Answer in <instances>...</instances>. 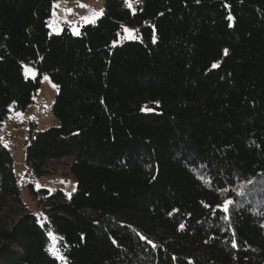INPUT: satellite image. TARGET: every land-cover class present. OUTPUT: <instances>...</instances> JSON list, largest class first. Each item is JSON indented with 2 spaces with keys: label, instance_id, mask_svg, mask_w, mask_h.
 I'll use <instances>...</instances> for the list:
<instances>
[{
  "label": "trees",
  "instance_id": "1",
  "mask_svg": "<svg viewBox=\"0 0 264 264\" xmlns=\"http://www.w3.org/2000/svg\"><path fill=\"white\" fill-rule=\"evenodd\" d=\"M55 1L0 0V264H65L54 243L67 264H264V0H105L58 34ZM43 74L59 125L29 122L26 161L71 158L76 190L29 184L40 223L1 129Z\"/></svg>",
  "mask_w": 264,
  "mask_h": 264
},
{
  "label": "rangeland",
  "instance_id": "2",
  "mask_svg": "<svg viewBox=\"0 0 264 264\" xmlns=\"http://www.w3.org/2000/svg\"><path fill=\"white\" fill-rule=\"evenodd\" d=\"M104 1L105 0L55 1L52 14L48 20L50 32L58 34L62 31L64 26H68L73 31L78 32L82 25L90 24V22L82 20V17L90 16V9H94L97 12L104 9ZM131 2L132 7L130 9L135 11L137 9L138 0H131ZM55 5H59V7H55ZM81 5H86L87 7H81ZM65 9H71L72 11L67 12ZM98 18H96L95 21ZM125 29L132 28L127 26L124 27L125 33L122 39L132 40L133 38H128L129 33H127ZM134 34L136 38H139L136 30ZM27 69H31L32 71H27ZM23 71L26 77L34 78L38 75L37 68L31 63H24ZM57 91V85L52 81L50 76L48 74H43L41 86L35 94L33 102L24 110H12L5 125L1 129V141L3 145L9 149L13 157L14 174L19 184L24 204L28 211L38 218L40 223H43L46 217L43 211L44 205L39 203L37 196L30 192L29 184H32L37 190L46 189L51 193L55 190H62L67 196H69V193L72 194L76 190V180L70 172L68 165L71 158H62L53 163L51 168L55 171L54 174L42 177L35 175L31 166L26 161L25 140L28 133L29 122L35 121L40 130L57 127L59 125L57 118L51 111ZM21 113L23 114L22 116L19 115ZM51 237L56 241L54 234ZM53 246H55V243ZM56 257L61 260L58 256Z\"/></svg>",
  "mask_w": 264,
  "mask_h": 264
},
{
  "label": "snow or ice",
  "instance_id": "3",
  "mask_svg": "<svg viewBox=\"0 0 264 264\" xmlns=\"http://www.w3.org/2000/svg\"><path fill=\"white\" fill-rule=\"evenodd\" d=\"M197 2H199V0H197ZM126 4L128 7H132V2L131 0H126ZM55 7H59V5H55ZM81 7H87L86 5H81ZM65 11L67 12H71L72 10L71 9H65ZM90 16H84L82 17V20L86 21V22H95V19L98 18L100 15H103V9L99 10V12H97L96 10L94 9H90ZM54 15H55V12H54ZM230 20H234V17H229ZM125 31L127 33H129V37L128 38H136L135 37V30H132V29H125ZM225 54H227V50H225ZM218 65H213V67H217ZM27 71H32L31 69H27ZM47 78V77H46ZM19 115H23L22 113L19 114ZM201 179H203V177H201ZM71 194L69 193V196ZM233 204V201L232 200H225L223 205L222 206H218V207H222V211L227 213L229 211V206ZM223 219H228L229 217L227 216H224L222 217ZM181 228H183V225L180 226ZM49 235L52 236L53 233L50 231L49 232ZM233 246H236L235 245V242H233ZM53 255H56L58 256L61 260H64L65 261V264H67V260L66 258L59 252V249H57L55 246H50V248L48 249Z\"/></svg>",
  "mask_w": 264,
  "mask_h": 264
}]
</instances>
